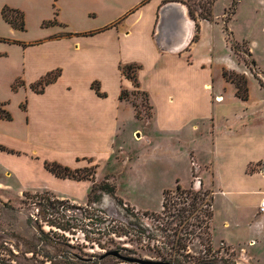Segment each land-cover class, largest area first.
<instances>
[{
	"label": "crops",
	"instance_id": "1",
	"mask_svg": "<svg viewBox=\"0 0 264 264\" xmlns=\"http://www.w3.org/2000/svg\"><path fill=\"white\" fill-rule=\"evenodd\" d=\"M183 1L0 0V102L12 115L0 120V161L17 158L16 165L35 169H5L9 179L37 177L35 191L85 204L93 182L58 178L45 163L99 168L124 149L126 123L137 117L120 99L135 91L120 67L137 65L138 91L152 110L143 122L156 134H132L169 141L170 148L159 149L165 165L189 156L191 180L181 188L196 184L209 192L213 248L226 246L236 264H264L252 255L264 248V100L250 92L248 100L237 97L223 77L230 70L214 68V42L198 53L213 20L192 18ZM4 7L23 13L25 30L5 21ZM56 71L42 92L32 89Z\"/></svg>",
	"mask_w": 264,
	"mask_h": 264
},
{
	"label": "rangeland",
	"instance_id": "2",
	"mask_svg": "<svg viewBox=\"0 0 264 264\" xmlns=\"http://www.w3.org/2000/svg\"><path fill=\"white\" fill-rule=\"evenodd\" d=\"M183 3L192 18L213 20L204 32L198 53L206 54L207 46L214 42L216 72L222 66L245 75L252 98L264 100V90L258 82L259 78L264 83V0H185ZM129 101L139 120L126 123L121 139L124 152L119 150L109 164L95 169V182L108 178L116 185L114 196L103 194L98 203L89 206L88 201L79 204L45 190L35 191L37 177L23 181L14 176L9 179L4 173L5 169L15 168L30 175L35 169L16 165L17 158L0 161V264H51L49 259L60 260L67 253L79 256L88 264H127L114 257L98 259V255L112 250H122L123 255L139 259L173 262L171 258L176 254L171 250L172 242L179 237L187 246V252L181 253L189 257L188 264L201 261L236 264L235 254L226 246L218 247L214 243L216 248L212 246V251L205 252L202 243L206 236L202 235V240L197 236L200 230L196 226L201 225L198 219H203L201 211L209 209V192L196 184L183 188L198 193L201 198L194 212L192 198L175 193L177 186L187 187L190 183L189 156L165 165L159 149L170 148L169 141L155 137L148 143L146 135L137 138L141 131L132 134L136 128L153 137L156 134L155 129L143 122L152 116L148 98L138 92ZM62 192L70 194L69 189ZM26 193L28 196H24ZM165 193H169V207L187 210L184 214L187 219L182 224L173 217H164ZM40 200L42 204L38 205ZM48 221L64 225L67 232L49 226ZM135 226H141L145 234L136 232ZM175 230L178 236H174ZM253 249L252 255L264 261V248Z\"/></svg>",
	"mask_w": 264,
	"mask_h": 264
},
{
	"label": "trees",
	"instance_id": "3",
	"mask_svg": "<svg viewBox=\"0 0 264 264\" xmlns=\"http://www.w3.org/2000/svg\"><path fill=\"white\" fill-rule=\"evenodd\" d=\"M2 15L3 18L5 19L6 22H8L13 28L23 31L25 30V22H24V15L23 13H21L19 10L16 9H11L9 7H4L2 10ZM200 17V16H199ZM202 18V17H200ZM205 20H209V18H202ZM197 33L194 36L193 41L196 42L199 39V31L200 28L197 25V29H196ZM232 51L237 54V50L233 47ZM122 74L129 80L132 81L134 87H135V91H133L132 93H129L127 91H123L121 93L120 99L121 100H129V97L135 93H138V88H139V84H138V71L140 69L139 66L137 65H125V66H121L120 67ZM60 72L56 71L53 73L48 74L47 76H45L43 79H41L37 84L32 86V89L38 93L42 92L45 88V86H47L50 83H53L56 81V79L59 77ZM223 77L225 78V80L227 82L232 83L235 88H236V95L238 98L242 99V100H248L249 98V87H248V80L245 77V75L243 74H239L233 71H223ZM258 82L261 86V88L264 89V83L261 79L258 78ZM19 86H21V82H16L13 89L16 90ZM93 89L96 90V92L99 94V96H104L103 94L100 93L99 91V87L96 83H94L92 85ZM140 93V92H139ZM144 94V93H143ZM147 98L148 96L146 94H144ZM24 108V106L22 107ZM137 119L139 120L138 115L136 116ZM0 120H7L10 121L12 120V115L11 113L5 108V103H1L0 102ZM45 168L52 173L54 176L58 177V178H62V179H73V180H78V181H82V180H89L93 182L92 188L90 190V193L88 195V205H93L96 204L100 201V199L102 198L103 194H107V195H111L114 196L116 193V185L114 183H112L108 178L105 179L102 182H95V169L96 167H91V168H84V169H75L72 170L69 167H65L62 166L56 162H46L45 163ZM175 193L177 195L180 196H190L192 198V203L191 206L193 208V212L198 210L197 209V203L199 201H201V198H199L198 193H193L191 190L186 191L185 189L181 188L180 186H177ZM169 193H165V198H164V202H163V215L164 217H173L176 220H178L180 222V224H182V222H184L185 219H187V217L184 215L185 212H187L186 209H177L175 206L169 207L168 204V196ZM24 196H28L27 193L24 194ZM48 203H51L49 201V198H47L46 200ZM41 200L38 203V205H41ZM51 207L55 208V206L53 204H50ZM207 207H209V209L207 210H202L201 211V216L203 217V219H198L199 217L197 216L198 221L201 222V225H197L196 227L199 228L200 233L199 235H197L198 237H200L199 239H203L202 235L206 236V239L204 240L205 243H202V246L205 249V252H209L212 251V238H211V232H210V222L212 219V209H211V203H207ZM173 208V212H171V209ZM192 212V211H191ZM191 214V213H190ZM205 222V226H202V223ZM167 224H170L168 222H166ZM179 224V225H180ZM48 225L59 229L61 231L67 232L68 229H66V227L64 225L61 224H57L54 221H48ZM136 229L135 231L138 232L139 234H145L146 230H143V228L141 226H135ZM187 235H191L193 233L191 232H186ZM174 236H178L177 235V230L174 231ZM172 247L171 250L172 252H175V257L173 256L171 258V261L177 263V264H183L186 263L188 264L189 261L187 260L188 258L183 255L181 253V251H185L187 252V246L183 243V238L179 237L177 241L172 242ZM109 251H106L105 253H108ZM104 253V254H105ZM103 254V255H104ZM103 255H98V259L101 260V257ZM60 260H58L57 258H51L49 259L51 264H88L86 261H84L82 258H80L79 256L72 254V253H67L63 256H60L59 258ZM106 259V258H105ZM183 259V260H182ZM58 260V262H57ZM204 261V260H203ZM200 263H204V262H199Z\"/></svg>",
	"mask_w": 264,
	"mask_h": 264
},
{
	"label": "water",
	"instance_id": "4",
	"mask_svg": "<svg viewBox=\"0 0 264 264\" xmlns=\"http://www.w3.org/2000/svg\"><path fill=\"white\" fill-rule=\"evenodd\" d=\"M172 8H173L172 5H169L165 9H163V11L161 13L162 18L167 15V12H171ZM178 10L180 11L182 9H178ZM181 14L183 16L182 11H181ZM161 25L163 26V22ZM161 25H160V27H161ZM108 257H114V258H116V259H118L124 263H127V264H175V263L170 262V261L145 260V259H139V258L125 256V255H123L122 250L109 251L108 253H105L101 257V260H104L105 258H108ZM200 264H214V263L204 262V263H200Z\"/></svg>",
	"mask_w": 264,
	"mask_h": 264
},
{
	"label": "built area",
	"instance_id": "5",
	"mask_svg": "<svg viewBox=\"0 0 264 264\" xmlns=\"http://www.w3.org/2000/svg\"><path fill=\"white\" fill-rule=\"evenodd\" d=\"M261 169H262V173L264 174V164L262 165V168ZM260 209H261V211H264V202L261 204Z\"/></svg>",
	"mask_w": 264,
	"mask_h": 264
}]
</instances>
